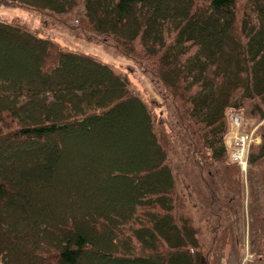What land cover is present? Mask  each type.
Masks as SVG:
<instances>
[{
  "label": "trees",
  "instance_id": "16d2710c",
  "mask_svg": "<svg viewBox=\"0 0 264 264\" xmlns=\"http://www.w3.org/2000/svg\"><path fill=\"white\" fill-rule=\"evenodd\" d=\"M9 3L133 59L162 99L113 62L0 15L1 51L27 50L0 70V264H264V120L246 173L225 143L231 112L264 119V0H0ZM122 127L143 138L73 184L71 206L42 201L67 140L103 145ZM18 146L37 151L31 167Z\"/></svg>",
  "mask_w": 264,
  "mask_h": 264
},
{
  "label": "rangeland",
  "instance_id": "374dc122",
  "mask_svg": "<svg viewBox=\"0 0 264 264\" xmlns=\"http://www.w3.org/2000/svg\"><path fill=\"white\" fill-rule=\"evenodd\" d=\"M137 11H139V9L136 7L133 11L134 17H137L135 15ZM0 15L8 19L16 18L21 21H25L27 24H29V26L39 30L43 34L54 36L63 43L79 48L80 50H84L86 52L96 54L102 59L113 62L115 65H117L120 69H122L128 74L133 84L136 87H138L142 92H144L145 95L151 98L157 97L158 100L162 99V94L159 93L160 90L159 88L156 87L155 82L152 80V76L146 74L144 68L139 63L135 62L131 58L126 57L123 54L107 49L102 43H100L98 40H95L94 38H91L85 32L72 28L71 29L51 28L42 21V18L36 12L26 9L22 6H18L10 3L0 5ZM128 25L130 26L131 22ZM1 50L2 49H0V70H5L4 69L5 66L7 64L12 63V61L14 60L15 61L25 60L24 55L26 54L27 51L23 45L10 48L8 53H4ZM19 70L20 72L21 71L25 72L24 69L23 70L19 69ZM27 72H32L30 67ZM161 108L162 107L160 106L159 111H161ZM244 119L245 122L247 123V125L245 124V126H247L248 128H251L253 126H259L264 120V119L260 120L255 117H244ZM129 120L131 122L135 121L136 116L135 115L129 116ZM107 135H113V136L112 137L108 136L103 145L100 143L93 142V140H95L96 137L93 138L91 136H88L83 138H75L72 140L71 139L67 140L65 142V145L61 146L63 157L59 161L58 168L55 171L56 176L54 177V182L51 190L43 191L42 193H40L42 197V201L49 203L51 202L50 197H52L55 203L66 201L67 206H71L69 200L73 198V196H76V194L78 197V193L72 190L73 184H77V183L79 184L82 183V185L87 184L89 182V177H91L93 170L99 171L102 168L104 169L106 165L104 164L103 161L100 162L101 158L104 157L108 158L109 155L113 154V151H117L118 153L126 152V148L125 149L121 148L123 147L121 146L122 142L129 141L136 143L143 138V136L133 137L132 134H125V128L123 129V127L119 131H116L112 134L107 133ZM226 139L227 140L229 139V135L226 136ZM104 147H108L111 150H108L109 152H107L106 148ZM20 148L21 147H19V149L15 151L16 155L20 159V162L23 163L25 162V165L27 167H31L30 165L31 163L29 162L28 156H30L32 153L37 151H31L34 150L35 148H32L30 150L27 148L26 149L25 148L20 149ZM1 152H4L1 158L3 162H6L11 158L10 156H7V154L5 153L6 152L5 148H1ZM134 152L136 151H133L132 154H134ZM247 156L249 160V153ZM39 160H40L39 157H37L36 159L32 158L33 161L32 164L33 165L37 164V162H40ZM92 165L94 167L93 169L90 168V166ZM19 172L20 169L18 168L12 170L13 180L18 181L17 174ZM116 183H117L116 179L112 181H108L106 183H98L96 185V190L94 188L93 192L90 193V197L91 198L94 196L96 197L100 191L101 193H104L105 190L109 189V187H112ZM78 188L80 189L81 186ZM106 194H108V192ZM15 199L21 201V199L18 196H16ZM43 207L45 208L46 205H44ZM98 207L104 210L103 205L101 206L100 204ZM90 210L91 209L89 207V211ZM5 214H4V216H6L5 221L9 223L10 225L9 228H11V226L14 225L15 228L17 227L19 228L20 231H22V228L25 227L24 222L21 219L22 215L18 211L11 212L9 207L6 208ZM92 215H94V213ZM78 216L83 217L84 220H88L85 214H78ZM85 256L86 259H88L89 257L91 258L90 253H85ZM96 264H100L98 260L96 261ZM118 264H122V262L119 261Z\"/></svg>",
  "mask_w": 264,
  "mask_h": 264
},
{
  "label": "built area",
  "instance_id": "2783aa9c",
  "mask_svg": "<svg viewBox=\"0 0 264 264\" xmlns=\"http://www.w3.org/2000/svg\"><path fill=\"white\" fill-rule=\"evenodd\" d=\"M232 120L235 125L238 126L240 124V116L238 114L232 115ZM238 132L239 131L231 132L227 141L231 148L232 159L238 161L243 168H246L249 146L254 139L253 132Z\"/></svg>",
  "mask_w": 264,
  "mask_h": 264
},
{
  "label": "bare ground",
  "instance_id": "6f19581e",
  "mask_svg": "<svg viewBox=\"0 0 264 264\" xmlns=\"http://www.w3.org/2000/svg\"><path fill=\"white\" fill-rule=\"evenodd\" d=\"M245 168V167H244Z\"/></svg>",
  "mask_w": 264,
  "mask_h": 264
}]
</instances>
